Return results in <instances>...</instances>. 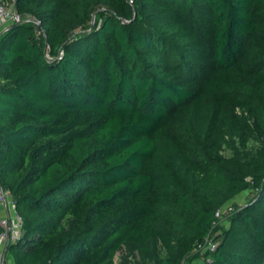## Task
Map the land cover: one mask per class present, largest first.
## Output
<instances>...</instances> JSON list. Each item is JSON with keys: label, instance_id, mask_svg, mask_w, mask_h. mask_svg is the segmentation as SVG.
Returning <instances> with one entry per match:
<instances>
[{"label": "trees", "instance_id": "1", "mask_svg": "<svg viewBox=\"0 0 264 264\" xmlns=\"http://www.w3.org/2000/svg\"><path fill=\"white\" fill-rule=\"evenodd\" d=\"M12 10L27 20L0 32L13 264H264V0Z\"/></svg>", "mask_w": 264, "mask_h": 264}, {"label": "built area", "instance_id": "2", "mask_svg": "<svg viewBox=\"0 0 264 264\" xmlns=\"http://www.w3.org/2000/svg\"><path fill=\"white\" fill-rule=\"evenodd\" d=\"M26 19H20L12 10V0L9 3L0 2V32L11 25L26 22ZM36 26L37 23L34 22ZM231 211V204H224L218 209L214 217L221 220L222 217ZM21 219L15 213L11 198L7 192L0 188V264H13L12 260L6 256L7 247L17 241L21 233ZM201 252H212L215 249V243L206 239L202 247L198 246Z\"/></svg>", "mask_w": 264, "mask_h": 264}, {"label": "rangeland", "instance_id": "3", "mask_svg": "<svg viewBox=\"0 0 264 264\" xmlns=\"http://www.w3.org/2000/svg\"><path fill=\"white\" fill-rule=\"evenodd\" d=\"M251 195L252 194L250 192H244V193L240 194L239 196H237L235 199H233V203L235 205L242 204L244 201L248 200L251 197ZM123 257H125L124 252L116 253L114 258H113L114 264L120 263L123 260L122 259ZM135 260H136V258H131V257H128L126 259V261L129 262V263L135 262ZM192 264H196V262L192 263Z\"/></svg>", "mask_w": 264, "mask_h": 264}]
</instances>
